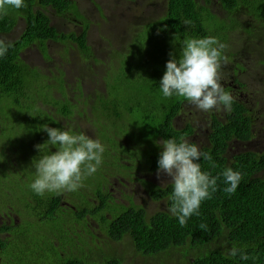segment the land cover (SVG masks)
Wrapping results in <instances>:
<instances>
[{"label": "trees", "instance_id": "1", "mask_svg": "<svg viewBox=\"0 0 264 264\" xmlns=\"http://www.w3.org/2000/svg\"><path fill=\"white\" fill-rule=\"evenodd\" d=\"M161 1L166 4L164 16L149 21L146 24L148 26L143 27L137 36L134 28L132 43H127L121 49L114 43L110 46L111 57L119 59L118 64L114 66L111 61L109 66L106 65L107 72L102 76L105 81L104 92L98 93L93 101L85 96L82 84L79 91L73 87V101L68 94L71 91L65 86L67 79L63 71H58L57 74L52 71L47 73L27 63L21 55L32 44H36L47 54V44L50 41L67 44L70 48L76 47L85 57L95 56L88 38V27L79 33L75 30L64 32L52 23L54 14L68 18L72 14L74 17L71 20L81 23L79 19L83 16L74 0H25V6L21 9L9 6L0 10V34L10 32L18 20L25 21L20 37L13 41L0 38V42L8 46L7 54L0 57V155L1 148L9 146L12 163L16 158V166L23 170L16 172L17 177L24 174L28 178L23 181L15 178L2 181V200L10 198L18 211L24 208L30 211L32 207L36 216L62 214L59 200L61 192L53 194L52 198L49 194L41 197L29 188L28 185L34 178L30 177L34 173L31 164L33 158L39 159L40 155L35 146L48 139L47 133L40 130L41 126L47 124L50 127H71L70 122L71 125H66L59 121V115L67 119L76 117L81 108L80 103L91 106L94 112L109 121V125L99 133L105 152L102 165L92 175L99 188L95 196L102 192L106 169L128 152L124 147L123 150L114 148L120 143L118 138L123 137V133L133 135L136 129L145 140L155 143L157 138L184 139L185 135L192 132L191 125L181 129L174 124L176 117L182 112L191 110L190 104L185 109V104L188 103L186 100L180 97L165 98L159 88L170 53L178 58L186 38L209 35L217 37L227 45L224 55L228 62H222L228 64L229 73L232 71L231 66L235 64L236 70L243 69L239 75L242 79L249 72L257 76L258 80L259 77L264 78V57L246 58L240 53L241 49L234 46V35L240 33L249 43L247 48L248 45H253L256 48L254 51L264 53V0H218L225 10L226 15L223 17L214 15L209 10L206 4L212 0ZM185 19H190L192 24L185 25ZM114 75L117 78L116 85L111 83ZM60 82L62 85H59ZM55 91L62 92L63 96H55ZM83 97L86 102L79 101ZM251 128V116L246 114L243 104L235 99L227 120L213 116L209 133L210 145L201 150L212 155L216 167L201 160L202 170L217 176L230 167L242 173V180L236 192L228 194L223 191L225 185L221 177L217 182V191L201 204L199 215H193L183 227L170 211L173 204L170 199L172 184L156 187L152 191L157 199L167 198L169 210L158 211L151 217L143 207L134 205L124 208V211L109 220L107 212L111 213V209H104L107 204L95 208L93 202H86L83 210L74 217L69 216L76 218L89 211L93 212L95 217L108 225L114 240L118 241L129 235L130 246L133 245L134 250L142 256L157 257L181 247L185 250L182 255L189 264H264V152L238 153L231 161L227 153L229 141L234 138L249 139ZM52 150L55 151V148ZM140 153L145 152L140 150ZM158 156L159 152L155 158L151 156L155 169ZM44 205L46 206L42 209L41 206ZM201 225L206 227L202 228ZM219 239L224 241L217 243ZM221 243L229 246L228 250H224ZM233 247L240 249L248 259H241L240 254L232 256L230 251ZM116 251H108L104 259L99 260L94 257L93 251L86 253L83 250L84 253L80 255L58 257L56 264H125ZM190 253L193 254L191 259L188 258ZM161 264L167 263L162 261Z\"/></svg>", "mask_w": 264, "mask_h": 264}, {"label": "flooded vegetation", "instance_id": "2", "mask_svg": "<svg viewBox=\"0 0 264 264\" xmlns=\"http://www.w3.org/2000/svg\"><path fill=\"white\" fill-rule=\"evenodd\" d=\"M75 2L79 7L83 18H87V15L81 10L78 2ZM206 5L214 15L216 14L221 17L226 15L224 13V8L218 0H212V2H209ZM55 16L61 17L60 19L68 24V22L64 19V16ZM79 20L82 23L83 20ZM19 21L20 20H18L10 32L0 34L1 39L5 41H13L20 37L25 28V21L24 28L21 32L19 30ZM52 23L58 25L59 29L64 32L66 31L63 30V28L70 27L69 24L66 26L60 21L56 23L54 19L52 20ZM15 34H17V36L13 38ZM48 44H50V41H48ZM33 47H36V44L26 47L21 52L22 57L24 58L27 53V57L34 59L32 57L33 53L29 51ZM73 48L74 47H71V49ZM37 51L39 50L37 49ZM41 52L42 53H39L41 61L43 63L49 62L50 58H48L42 50ZM241 54L246 58L264 57V53L259 50L244 51ZM227 62L228 61H226V63ZM226 63H221L222 67L219 70L220 82L226 91H230L235 100H238L243 104L246 109V114H249L252 120L251 137L249 139L244 140L234 138L229 141L227 153L228 159L231 161V159H234V156L238 153L258 152L262 154L264 152V134H262V137L260 135L257 136L258 133H261V130H264V97H257L255 95V91L249 87V84L244 82L245 80L239 76L243 72V69L236 70L235 64H233V66H231L232 71L229 73L228 64ZM98 80L99 79H97V82ZM102 80L104 81V79ZM65 86L69 91L74 92L73 87L75 85L70 86V84L66 81ZM68 94L70 95L71 93L68 92ZM258 94L264 95V92H258ZM55 96L61 97L63 95L62 92L55 91ZM72 99L75 101V98ZM188 104L190 103L185 104V109H187ZM190 109L191 110H189V112H182L178 117H176L174 124L177 128L181 129L191 125L192 132L185 135L184 139L197 143L202 149L204 146L210 145L209 133L213 116L216 115L218 118L225 121L228 119V113L231 109L224 110L222 107V112L224 114L220 115L218 110H212L211 112H207L205 114V112L199 110L193 104H190ZM85 110V116L77 115L74 118L67 119L65 116L59 115V121L66 125L72 124L70 128L77 132H83L86 134L85 128L82 127L80 122L77 120L78 117L83 119L89 117V111L93 110V108L88 107ZM95 113L97 112L93 111L94 117ZM201 113L202 115L196 120V117ZM127 128L129 127H126V129ZM100 129H103L104 131L105 128H98L92 138L99 139L102 143V140L99 137ZM132 136L135 141L131 140V145L138 144L140 150L145 152L140 154L145 155L146 158L141 159L128 151L126 154L121 156L123 158L122 160H120L121 157L115 160L113 166H109L106 169L105 176L103 177L104 184L101 186L102 192L97 196H95V192L99 190V188L97 187L96 182L94 183L93 176H88L84 179L82 186L76 191H62L59 195L60 207L62 209V214L60 216H36L35 210L32 207H30V211H27L25 208L22 211H18L19 209H17L16 206L14 207L10 198L6 201L0 198V264H52L53 260L54 264H56L59 260L58 257L60 256L65 258L69 256V254L80 255L86 251H93L94 257L102 260L108 251H119L114 244L117 240H114L110 235L107 227L108 225L101 222L97 216L95 217L93 212L89 211L88 213H85L84 216L79 215L76 218H71V216L74 217L81 210H83L87 204L86 202H93L95 204V208H100L107 204L104 209L107 207L111 209V213L107 212V216L109 217V220H112L114 216L124 211V208L126 207H133L134 205H137L138 207H143L149 214V212L157 208V204H164L165 201H167V198H155L152 193L156 187H166L167 185L172 184L169 177L164 174L158 175L157 168L155 169L152 166L151 156L155 158L154 156L156 153L161 151V149L157 146L156 141H162V139L157 138L155 143H150L145 140L136 129L134 130ZM10 151L11 149L9 147L1 148L0 171L2 172L0 183L6 179L14 178L22 181L23 179L28 180L27 177H24V174H19L20 176L17 177L16 172H22L23 170L21 169L22 167L18 168L16 166V158H14V162L12 163L13 158L10 157L12 153ZM145 168H147L151 176H149L148 173V176L141 173V171ZM32 169L35 171L34 168ZM32 176H34V173L30 175V177ZM138 179H140V181ZM140 190H143L145 195L140 193ZM103 191L105 192L104 196ZM49 195L52 198L53 194ZM6 198L7 197H4V199ZM139 199H141V201H138ZM148 199L151 203L148 202ZM45 206L46 205L41 206V208L43 209ZM158 211H155V213ZM69 214L71 216H69ZM26 225H30V227H27ZM37 230L38 234L41 235V239L39 240L35 238ZM121 240L122 239L118 241ZM21 245H23V247H32L34 252L32 258L28 257V250H21L20 253H17ZM46 249L50 252L49 254L44 253ZM83 250L84 252H82ZM117 251L115 253L118 254ZM130 252L131 249L127 247V250L124 253L126 255H131ZM135 253L136 256L133 258V261H136L135 259L139 255L136 251ZM41 255L44 257H41ZM120 256L124 259L125 264L127 262L135 264L133 261L128 260L130 258H127L125 255ZM146 257L147 256H142V258H145L147 261Z\"/></svg>", "mask_w": 264, "mask_h": 264}, {"label": "clouds", "instance_id": "3", "mask_svg": "<svg viewBox=\"0 0 264 264\" xmlns=\"http://www.w3.org/2000/svg\"><path fill=\"white\" fill-rule=\"evenodd\" d=\"M5 6L21 9L25 6V0H2L0 10H4ZM183 23L191 25L192 21L185 19ZM226 47L225 43L211 35L184 39L179 57L170 53V59L166 62V70L159 81L162 95L165 98H183L203 112L221 107L230 110L234 97L225 90L219 78L221 63L227 60L224 55ZM7 51L8 46L0 42V57H4ZM40 130L47 133L48 139L35 146L40 155L39 159L35 157L32 160L34 178L28 185L36 195L43 197L65 190L76 191L84 179L94 175L102 165L105 146L99 139L70 127L44 124ZM156 144L161 149L157 172L171 179L170 199L173 204L170 211L177 217L180 226H185L193 215H199L201 204L217 191V182L221 177L225 185L223 191L228 194L236 192L242 173L228 167L213 176L209 171L202 170L201 160L208 161L213 168L216 164L212 155L202 151L197 143L169 137L156 141ZM230 254H240L241 259H248L235 247Z\"/></svg>", "mask_w": 264, "mask_h": 264}, {"label": "rangeland", "instance_id": "4", "mask_svg": "<svg viewBox=\"0 0 264 264\" xmlns=\"http://www.w3.org/2000/svg\"><path fill=\"white\" fill-rule=\"evenodd\" d=\"M75 1L78 2V4L81 7V10L87 15V18H80L83 21L82 23H79V22H75V20H71V18L74 17V15L72 16L71 14V18L68 17L64 18L68 22L70 27L63 28V30H65L66 32L72 30H77V32H81L82 29L88 27L89 42L91 46H93V52L95 53V56L85 57L78 52V49L76 47L71 49L69 45L64 43H50L49 45L47 44V51H46L47 54H45L48 56V58H50L49 62L43 63L41 61L39 53H42L41 52L42 49L39 46L33 47L31 50H29L30 52L33 53L32 57L34 59L27 57V53L25 54L23 59L27 63L45 70L47 73H50V71H52L57 74L58 71H63L65 73V78L67 79V82L70 84V86L75 85L74 88L77 91H79L82 82L83 90L85 91V96H87V98L90 101H93L94 98H97L98 93L104 92V82L102 80V76L103 73L107 72L106 67L109 66L111 61L112 64H114V66L118 64L119 59L117 60V58L113 59L111 57L112 52L110 51L111 50L110 46L114 43L117 44L118 49H121V47L122 46L124 47L127 43H132V40L134 41V37L141 33L140 30L143 27L148 26L146 24L149 21L160 18L165 15L166 4L163 3L162 1L160 2V0H75ZM0 3H2V0H0ZM8 7L9 6H5L4 9H7ZM60 18L61 17L55 16V14L53 16V19L56 23L60 21L61 23L67 26L68 24L65 23V21H63ZM19 22H20L19 30L21 32V30L24 28V20L20 19ZM134 28H136V32H137L135 33V36L132 35ZM16 36L17 34H15L13 38H15ZM247 44L249 43L246 42L245 37L242 34L238 33L234 35V46L241 49L240 53L244 52V50L250 51L256 49L253 45H248L247 48L246 47ZM234 46L232 45V47ZM127 48L125 49L126 51ZM37 49L39 51H37ZM131 50H132V46H131ZM131 53L132 51L129 54ZM241 58L242 57H239V59ZM116 73L117 72H115V74ZM97 79H99L98 82ZM261 79L262 78L259 77L258 80V77L252 74L251 72L246 73L244 75V80H245L244 82L249 84V87L255 91V95L257 97L260 96L264 97L263 94H258V91L261 92L264 88V79L262 80ZM116 80L117 78L114 75L111 80V83L116 85L117 84ZM59 85H62V83L60 82ZM96 87L98 89H96ZM96 90H99L100 92H97ZM70 96L72 98H75L73 92H71ZM79 101L86 102L84 97ZM80 104H81V108L78 110L77 115L85 116L86 115L85 109H87L88 107L90 108L91 106H88L87 104H83V103ZM218 111L219 114H224L222 112L223 111L222 107ZM89 115L90 116L86 117V119L78 117L77 120L78 122H80V125L85 128L86 134H88V136L92 138L93 135H95L96 130L98 128H103V127L105 128L107 125H109V121L106 118L100 117V115H98L97 113H95V117H94L93 110L89 111ZM201 115L202 113L196 117V120ZM102 131L103 129H100L99 133H101ZM262 134H264V130H261V133H258L257 136L260 135L262 137ZM130 139L135 141L131 133H125V134L123 133V137L119 138L120 143L118 142V145L114 148L117 150H123L122 147H124L125 150L140 157L141 159L146 158L145 155L140 154V147L138 144L131 145ZM5 147H9V146H5ZM122 159L123 158L121 157L120 160ZM141 173L145 176H148L147 175L148 173L149 176H151L147 168L141 171ZM138 180L140 181V179ZM140 193H143L145 195V192L143 190H140ZM138 201H141V199H139ZM148 202L151 203L150 200ZM167 204L168 201H165L164 204H160V203L157 204V208L149 212L148 216L151 217L155 213V211L158 210H169ZM26 226L30 227V225H26ZM35 234H36L35 238L37 240L41 239V235L38 234V230L36 231ZM219 241L221 242L224 240L219 239L217 243H219ZM114 244L116 245V248L119 250L117 252L120 255H125L127 256V258H130L128 260L133 261V258L136 256V253L134 250V246L133 245L132 247L130 246L129 235H126L125 238H123L121 241H117ZM221 246L224 250H228L229 248V246H227L224 243H221ZM127 247L131 249L130 252L131 255L124 254V252L127 250ZM21 250H28L29 251L28 257L32 258V255L34 254L32 247H23V245H21L17 253H20ZM183 251L185 250L180 247L178 250H174V251L172 250L169 253L159 255L157 257H146L147 261L145 260V258H142V255H138V257L135 259L136 261L133 262L135 264H161L162 261H166L167 264H189L187 262V258L183 257L182 255ZM44 253L49 254L50 252L46 249ZM192 257L193 254L190 253L188 255V258L191 259ZM126 264H131V263L127 262Z\"/></svg>", "mask_w": 264, "mask_h": 264}]
</instances>
